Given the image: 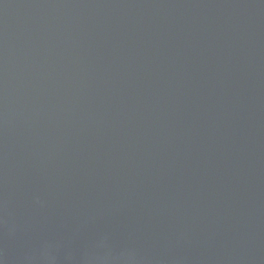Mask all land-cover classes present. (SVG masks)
<instances>
[{"label":"water","instance_id":"1","mask_svg":"<svg viewBox=\"0 0 264 264\" xmlns=\"http://www.w3.org/2000/svg\"><path fill=\"white\" fill-rule=\"evenodd\" d=\"M0 264H264V0H0Z\"/></svg>","mask_w":264,"mask_h":264}]
</instances>
